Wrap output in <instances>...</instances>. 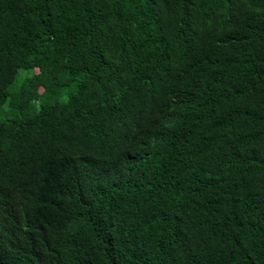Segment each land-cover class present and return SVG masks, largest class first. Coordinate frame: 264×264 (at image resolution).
<instances>
[{"label": "trees", "instance_id": "obj_1", "mask_svg": "<svg viewBox=\"0 0 264 264\" xmlns=\"http://www.w3.org/2000/svg\"><path fill=\"white\" fill-rule=\"evenodd\" d=\"M0 264H264V0H0Z\"/></svg>", "mask_w": 264, "mask_h": 264}, {"label": "rangeland", "instance_id": "obj_2", "mask_svg": "<svg viewBox=\"0 0 264 264\" xmlns=\"http://www.w3.org/2000/svg\"><path fill=\"white\" fill-rule=\"evenodd\" d=\"M25 71L24 70H22L21 72H20V75H19V77H18V84L21 82V80H22V77L25 75Z\"/></svg>", "mask_w": 264, "mask_h": 264}]
</instances>
